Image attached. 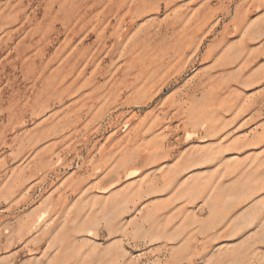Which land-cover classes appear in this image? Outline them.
<instances>
[{
  "label": "rangeland",
  "instance_id": "obj_1",
  "mask_svg": "<svg viewBox=\"0 0 264 264\" xmlns=\"http://www.w3.org/2000/svg\"><path fill=\"white\" fill-rule=\"evenodd\" d=\"M0 264H264V0H0Z\"/></svg>",
  "mask_w": 264,
  "mask_h": 264
}]
</instances>
